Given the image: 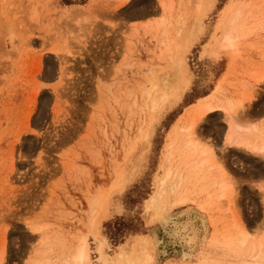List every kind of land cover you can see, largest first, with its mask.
Masks as SVG:
<instances>
[{"label":"rangeland","instance_id":"rangeland-1","mask_svg":"<svg viewBox=\"0 0 264 264\" xmlns=\"http://www.w3.org/2000/svg\"><path fill=\"white\" fill-rule=\"evenodd\" d=\"M232 1L242 0H206L212 5L200 20L198 3L193 5L192 0H0V256L3 244L7 251L2 263L29 264L41 259L61 264L69 247L85 236L93 264H121L117 253L122 249L140 262L136 246L142 240L153 246V264H183L178 245L162 242L160 214L147 200L163 174L164 144L171 126L183 119L184 109L210 93L222 77L221 97L235 99L244 82L247 92L258 84L248 77L250 72L264 74V30L260 27L243 28L229 71L227 56L211 59L202 53L203 46L212 41L221 9ZM123 9L142 16L126 17ZM190 21L202 25L200 32L188 37L190 27L196 26ZM162 22L164 27L158 26ZM183 34L184 45L189 47L184 50L182 78L189 85L180 100L174 97L179 85L171 87L169 102L151 122V114L138 111L133 102L142 103L158 75L170 76L173 64L167 48L182 43ZM255 87L252 110L235 121L241 129L264 127V83ZM212 119L214 146L222 149L218 156L222 169L232 188L239 190L233 192H242L237 196L240 210L231 204L233 214L243 215L240 223L245 222L246 233L262 239L264 194L258 185L264 178V158L242 148L230 149L232 145L225 143L230 134L227 121L217 112ZM143 129H148L147 134ZM202 134L196 136L200 143L209 139ZM235 135L253 144L264 143V133L244 135L242 130ZM252 167L263 174H255ZM191 175L189 192L195 203L177 207L173 213L199 210L197 205L202 204L207 237L200 254L208 256L217 250L221 264L234 260L223 247L209 248L215 231L211 222L226 224L227 216L223 203L211 201L210 193L201 191L199 171ZM118 176L123 184L101 204L100 225L91 227L96 204ZM33 228L37 233H32ZM96 232L104 241L103 260ZM44 237L50 239L51 247L40 245ZM194 259L187 261L194 264L198 258Z\"/></svg>","mask_w":264,"mask_h":264},{"label":"bare ground","instance_id":"bare-ground-1","mask_svg":"<svg viewBox=\"0 0 264 264\" xmlns=\"http://www.w3.org/2000/svg\"><path fill=\"white\" fill-rule=\"evenodd\" d=\"M205 1L206 0H199L198 2H196L195 0H192L191 2L193 5H195L194 3H198L196 9L198 10L200 20L206 15L205 12L208 11L211 8L210 5H212L211 3H206ZM242 1H232L223 6V8L221 9L222 13L219 15V19L215 27V33L213 34V37H211L212 41L208 45L205 44L203 46L202 53L208 55L211 59H219L222 56H227V59H229L228 71L230 65L233 62L234 57L237 56L240 38L242 37L241 32L243 31V28L252 27V25H254V29L260 27L264 30V0H258L257 3L252 2L253 4L244 3ZM162 4L164 3H160L161 7ZM142 13L145 15L146 12ZM122 14L129 18L133 16H142L140 15V12L135 13L129 11L128 9H123ZM191 17L192 16H190V18ZM182 19L183 18H181V20ZM184 22L182 24L186 23ZM190 22L193 23L192 26H196H194L193 29L192 27H190L191 30H189L190 28H188V33H190L188 37L193 35L196 31L200 32L202 25H200V23L195 24L193 21ZM190 22L189 25H191ZM148 23L151 24L150 21ZM163 23L164 22H162L161 25L158 26H163ZM183 26L185 27V25ZM179 27L181 28L182 25ZM180 28H178L179 35L182 34V30L179 33ZM250 30L251 28L249 29V31ZM166 32L167 31L163 32L164 36L166 35ZM185 33H187V31ZM188 37L185 36L187 40ZM176 38L178 40V37ZM182 38L184 39V34L182 35ZM182 38H180V42L183 40ZM185 41L186 39H184L183 42L180 44L184 45ZM180 44L175 42L172 45L173 47L171 46V49L170 47L169 49L167 48V52L169 54L168 59L175 66V69L173 68V65L170 66L172 67L171 72L169 73L170 76L167 74L166 76L164 75L159 77L158 75V78L155 83L151 86L148 91L143 94L142 103L140 102V104L136 101L133 102V107L138 108V111L141 112L148 111L151 114V118L154 117L155 114L158 113L169 102L173 90V88L171 87H173L175 84L179 85L178 91L176 90L177 92L174 94V97L176 100H180L181 96L189 85V81L187 79L184 80V78H182L184 75V50L185 48L189 47V44H185L184 46H181ZM262 56L264 58V54H262ZM172 70L174 71L172 72ZM165 72L166 71H163L162 75L165 74ZM261 72L262 71L258 70L252 71L248 74V77L254 78L256 82H258V84H263L264 74H262L263 72ZM171 73L173 77L175 76V80L171 79ZM45 75L49 77L50 73L47 72ZM222 78L220 79V81H218V84L215 85V88L210 93L197 98L193 103H190L184 109V117L182 120L176 122L175 124H172L171 129L169 131V135L166 134L168 135L169 140L167 144H164L166 145L165 152L167 153L164 155H166L167 160L164 164L162 163L163 174L158 179V181L156 180L157 184L155 185L154 193L148 198L147 201L150 204V208L152 207L154 211L157 212L156 214H160L159 225L161 227V232L163 233L164 238L162 242H164V244L171 243L172 245H178L180 259L183 264H190V262L187 260H191L194 258H198L197 262L194 264H221L222 255H220V253H216L217 250H214V253H211V255L208 256L200 254V247L201 245H203L207 237L206 219L203 215H201V211H203L205 207L202 206V204L198 203L197 206H199L200 211L195 210L196 208H189L176 214L173 213V210H175L177 207L192 205L193 203H195V200L190 197L191 193L189 191L192 190V187H189L188 182L190 177L192 176L191 174H194L195 171H199L202 179V181L198 182L201 187V191L210 193L211 201H216L217 204L220 203L221 205L223 203L222 209L225 210L224 213H226L225 215L227 216L225 219L226 224L223 220H216L211 222V225L213 226V228H215V231L213 232L211 240L209 242V248L210 246H220L221 248L223 247L225 249L224 251L228 252L229 257H235L234 260L226 261L223 264H264V235L263 237L261 236L262 239L254 237L255 235L250 236V234L252 233H246V231L248 230L247 226L245 225L246 228L242 226L245 224V222L243 221L244 224L240 223V221H242L243 219H241L240 217H242L243 215L239 216L238 218L237 216H235L237 215L236 213L235 215L233 214L234 211L232 210H234V208L235 210H240L237 206L239 204V201L237 204V196L241 195L242 192H238V195H236L237 193H234L235 191L237 192L238 189L234 190L233 188L235 187L232 185L233 183L229 181L228 178H226L225 172L223 171L219 161V159L221 158L218 157L221 155L222 152L220 151H222V149L215 148L214 140L212 137V134H214L213 130L216 127L214 125V120L212 119V114L217 112L220 113V115L224 117V119L228 123V130L230 134L228 135V139L225 143L232 145V148L230 149L234 150V148H236L241 150L242 148V150L246 152L249 151L248 153L252 154L254 157H257L259 159L264 158V143L253 144L251 141L243 139L242 137H237V135H235L236 131L241 133L242 130L244 131V135H250L254 132H259L260 134L264 133V127L260 130L255 126H250L246 127L245 129H241L240 126L236 125L235 123V121H238L239 118L243 116V114H248L252 110L254 100L252 102L251 100L256 96L257 87L255 86L258 84L256 83V85L252 86V90H250V92H247L245 88H247L248 83L246 81L242 84L243 88L238 98L224 99L221 96L223 85L222 82L225 78L223 80ZM178 85H175L174 88H176ZM246 102L250 103L246 104ZM133 110L135 109L133 108ZM262 110H264V108ZM181 116L182 115H180V118ZM151 122H153V118ZM188 129H192L191 135H189ZM147 132L148 129L145 130L144 133L147 134ZM200 132L204 133L206 137L208 136L209 139L205 138V140H207L205 142L200 143L196 137L200 135ZM225 143V148H223V152L225 151L227 145ZM218 151L219 153H217ZM172 160L176 161H174V163L172 164ZM253 168L254 167H252L251 171H254ZM254 169L255 174H263L262 170L258 167H255ZM122 184L123 178L122 176H118L114 179L111 187L107 189L106 192H104L101 198V203L99 202L96 204L97 208H95L91 215V227L97 229L98 225H100V220L102 218L100 209L101 204L108 198V196L111 195L115 188L120 187ZM196 185H194V188ZM228 199L231 202L228 201ZM225 203L227 205V210L224 208ZM231 204L234 208H232ZM228 207L232 209H229ZM208 217H210V215ZM177 223L186 225L187 227L184 229H178L176 227ZM31 231L32 233H37L35 232V228L31 229ZM39 232H41V230ZM45 237L47 238V236ZM45 237L44 239H40V245L42 247H51V245L49 244L50 239H46ZM95 241L97 244L98 254L103 260L105 257L103 253L104 241L102 238H100L97 232L95 233ZM148 243L150 242L142 240L140 245L137 244L139 245L138 248L136 246V252L139 251L142 255L139 257L140 262H138L139 259L137 257L135 258L134 254H127L124 252L123 249L117 253L118 261H120L121 264H153L154 261L152 262L151 258V249L153 248V246ZM3 247L1 250L2 253L0 256V264H4L2 262L6 259V257L4 258V256L6 255H4L5 251ZM32 261L33 262L29 264H50L43 260L41 261V259ZM61 264H93L90 258L89 244L85 236H80L79 240H77V242L73 246L69 247V250L66 251V256L63 257Z\"/></svg>","mask_w":264,"mask_h":264},{"label":"snow or ice","instance_id":"snow-or-ice-1","mask_svg":"<svg viewBox=\"0 0 264 264\" xmlns=\"http://www.w3.org/2000/svg\"><path fill=\"white\" fill-rule=\"evenodd\" d=\"M188 132H189V135H191V132H192V129H188ZM258 190L261 194H264V178L261 179L259 185H258ZM176 227L178 229H184L186 228L187 226L186 225H182L180 223H177L176 224Z\"/></svg>","mask_w":264,"mask_h":264}]
</instances>
